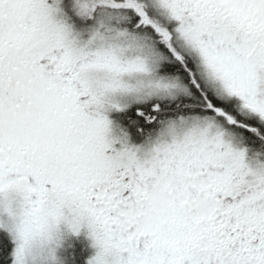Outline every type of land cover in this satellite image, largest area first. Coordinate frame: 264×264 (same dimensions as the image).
Instances as JSON below:
<instances>
[{
	"label": "snow or ice",
	"instance_id": "snow-or-ice-1",
	"mask_svg": "<svg viewBox=\"0 0 264 264\" xmlns=\"http://www.w3.org/2000/svg\"><path fill=\"white\" fill-rule=\"evenodd\" d=\"M0 264H264V0H0Z\"/></svg>",
	"mask_w": 264,
	"mask_h": 264
}]
</instances>
